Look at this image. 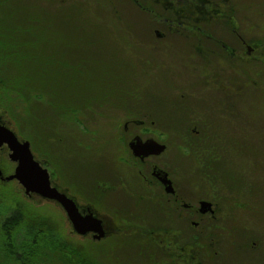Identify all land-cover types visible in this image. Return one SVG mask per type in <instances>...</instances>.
<instances>
[{"label":"rangeland","instance_id":"obj_1","mask_svg":"<svg viewBox=\"0 0 264 264\" xmlns=\"http://www.w3.org/2000/svg\"><path fill=\"white\" fill-rule=\"evenodd\" d=\"M226 2L228 11L236 9L245 37L264 34V0ZM157 24L131 0L0 1L1 123L33 144L53 184L82 193L102 218L115 214L122 224L134 210L138 228L161 227L181 237L83 238L58 204L27 197L15 182H0V264H264V95L255 102L249 94L242 98L240 128L200 129L207 136L201 141L188 128L160 129L172 147L164 161L173 166L181 192L194 204L212 200L219 218L191 229L162 208L114 204L106 192L110 178L128 176L119 161L125 157L120 125L144 115L173 123L178 118L171 110L177 109L169 101L187 105L194 94L175 73L185 67L165 63L171 52L155 48ZM242 71L249 76L251 69L242 65ZM2 167L13 171L6 148ZM18 211L22 221L12 231V255L3 227ZM33 214L45 218L54 236L33 237L40 225ZM73 248L83 257L74 258ZM182 252L184 259L177 260Z\"/></svg>","mask_w":264,"mask_h":264},{"label":"flooded vegetation","instance_id":"obj_2","mask_svg":"<svg viewBox=\"0 0 264 264\" xmlns=\"http://www.w3.org/2000/svg\"><path fill=\"white\" fill-rule=\"evenodd\" d=\"M131 1L139 7L143 14L152 15L159 22L153 30L154 36L158 39L155 48L171 52L170 58L165 59V63L169 61L172 66L178 64L185 67H181L183 72L175 73L179 75H176L177 77L187 81V85L192 88L190 91L194 94H190L187 105H181L177 99L169 101L177 109L175 113L170 105L173 109L171 110L172 116L177 114L178 118L173 123L150 120L144 115L140 118L129 119L120 125L125 137L123 140L125 151L123 155L125 157L119 158V161L121 165L125 166L124 172L128 173V176H118V179L110 178L105 183L106 192L114 204L115 201L124 206H127L129 202H133L135 205L148 204L151 207L162 208L167 215L169 214L176 221L187 223L191 229L199 228L202 220L219 218L217 206L210 199H202L194 204L181 192L177 185V176L173 166L164 161L172 147L160 129L166 125H171L173 128H188L193 137L201 141L207 136L200 129L219 126H221L220 128H232V125L240 128L242 98L249 94L251 101L255 102L258 96L264 95V82H261L260 84L263 85L258 87V81H264V34L260 37H254V35L249 38L245 37L241 32L243 26H241L236 9L234 8L232 13L228 11L225 5L229 2L226 0ZM162 11L164 13H161ZM214 22L215 24H213ZM256 28L260 29V27ZM173 36L184 40L166 41ZM167 43H171L170 46H162ZM242 65L250 67L249 76L242 71ZM175 69L178 71L177 68ZM248 80L250 85L247 83ZM180 107L184 109L182 110ZM180 114L185 115L180 116ZM200 114H204V117L201 118L203 120L198 117ZM254 115L256 116V114ZM136 139L143 144L153 141L157 145L164 146L165 151L161 154H149L143 158L136 157L130 148L131 142ZM5 148L8 150V160L10 161V151L7 146H3L0 152ZM33 155L39 162L34 153ZM39 163L41 164V162ZM10 164L13 165V171L10 174L12 175L17 164L11 161ZM110 166L111 169H114L115 165ZM0 171L2 172L0 182L2 184L9 183L6 178L10 175L1 168ZM165 178L171 183L172 193L167 191V186L161 181ZM12 182L19 184L17 181ZM51 183L52 187L75 202L83 217L92 214L102 221L105 230L104 239L129 235L146 236L152 240L159 239L160 235L169 236L171 240L181 238L180 234L173 233V230H162L161 227L152 228L150 231L138 228L133 225V219H131V217L137 216L134 210L124 215L122 224L117 223L115 214L112 217L108 215L109 219L107 216L102 218L94 203L84 199L82 193L76 195L70 188H59L53 184L52 180ZM26 196L30 198L33 195ZM117 198L120 201H117ZM48 202L58 204L52 201ZM203 202L211 204V211L201 212ZM82 204L85 208L81 207ZM60 208L64 211L61 206ZM64 213L66 214L65 211ZM106 219L110 221H106ZM129 232H133V234ZM85 237L95 240L94 233ZM184 256L185 254L182 252L177 260L184 259ZM185 260L190 264L189 259Z\"/></svg>","mask_w":264,"mask_h":264},{"label":"water","instance_id":"obj_3","mask_svg":"<svg viewBox=\"0 0 264 264\" xmlns=\"http://www.w3.org/2000/svg\"><path fill=\"white\" fill-rule=\"evenodd\" d=\"M3 146H7L10 151V161L17 164L14 173L8 176L6 181H17L28 196L37 195L45 200L58 203L66 212L77 235L85 237L94 233L95 240L99 241L105 238L102 221L92 214L83 217L73 200L52 187L50 174L35 160L31 144L28 141H21L11 129L0 123V149ZM130 148L136 157L141 158L149 154H161L165 151L164 146L157 145L153 141L143 144L138 139L131 142ZM0 176H2L1 171ZM161 181L167 186V191L172 193L170 181L166 178L161 179ZM209 211H211V204L203 202L201 212L207 213Z\"/></svg>","mask_w":264,"mask_h":264},{"label":"trees","instance_id":"obj_4","mask_svg":"<svg viewBox=\"0 0 264 264\" xmlns=\"http://www.w3.org/2000/svg\"><path fill=\"white\" fill-rule=\"evenodd\" d=\"M4 90H5V87H3V85L2 84H0V107H2L4 104H5V100H4ZM24 101H26L25 103L26 104H28L29 102H31V100H30V98L29 97H24ZM32 146H33V144H32ZM35 152V151H34ZM5 173H7L6 172V169H4L3 167L1 168ZM0 193H2L1 192V188H0ZM0 196H3V195H1L0 194ZM20 207V206H19ZM21 209V208H20ZM33 221H35V222H38L40 225H39V227H38V229L37 228H33L32 229V234H33V237H34V235H36L37 233H40V234H46V235H48L49 234V236H54V235H52V234H50L51 232H52V228H49V225H48V223H47V221H45V218L41 215V216H36V215H34L33 214V219H32ZM21 221H22V215H21V212L20 211H18V213L16 214H14L11 218H9L8 220H6V222H5V224H4V227H3V229H4V236H5V238H6V241H7V244H8V251H9V253L10 254H12V255H14L15 254V250H14V239H13V233H12V231L14 230V229H16V227H18V226H20V224H21ZM54 231V230H53ZM54 233V232H53ZM42 239V238H41ZM42 241H45L44 239H42ZM58 241H60V240H58ZM150 241H152L151 239H150ZM61 242V241H60ZM36 240L34 241V244L36 245ZM62 243V242H61ZM69 252H74V253H71V255L75 258V256L76 257H78V256H82L83 257V255H82V253L80 252V251H76L74 248H73V251H69ZM33 253H34V251H33ZM71 263H73V262H71ZM73 264H75V263H73Z\"/></svg>","mask_w":264,"mask_h":264}]
</instances>
